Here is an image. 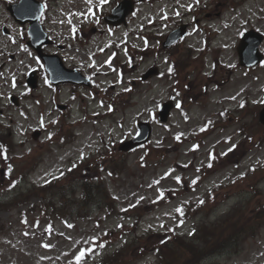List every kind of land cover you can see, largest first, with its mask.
<instances>
[{
	"label": "rangeland",
	"instance_id": "obj_1",
	"mask_svg": "<svg viewBox=\"0 0 264 264\" xmlns=\"http://www.w3.org/2000/svg\"><path fill=\"white\" fill-rule=\"evenodd\" d=\"M187 2L189 0H168L167 2L170 5L168 14L174 16L178 23L187 22L191 18V16L182 17L186 15V11L190 12ZM110 3L111 1L108 0L106 8H110ZM91 4L103 5L100 0H91V3L87 0H50L45 24L47 30L55 34L61 42H65L71 33H74L73 23L82 22V25H85V20L89 23L94 22L87 18H90L88 10ZM7 12L0 1L2 21L12 29V37L17 41L25 28L16 24ZM207 12L208 15H206ZM150 16L151 6L147 2L139 5L137 11L127 19L129 29L134 32H147ZM198 17H211L217 20L214 25L216 30L214 29L211 39L217 49L207 52L206 56L210 54L216 58L220 54L221 61L227 64L231 60V55L234 56V50H232L234 34L241 24L258 27L264 32V0H245V2L213 0V3L207 9H203ZM100 29L90 35L86 26L82 31L74 33L81 35L84 42L90 43L88 52L93 56L90 61L95 79L105 84L115 82L116 74H120L119 77L129 83L132 79L138 80L140 72L142 73L148 65L150 44L148 46L143 37L137 34L135 36L126 34L125 26L113 29L103 26ZM125 42L130 48L141 53L143 59L139 65L134 67L132 64L128 65L127 49L126 45H123ZM110 43H115L118 48L109 45ZM0 46H2L0 49V129L5 126L8 127L6 131L13 133V151L18 157L15 159L16 163L10 166L11 170L8 169L6 174L0 177V199L9 202V206L0 208V223H3L0 226V264H94L101 257L109 255L125 244H132L130 251L137 257L130 264H148L149 262L155 264L157 258L146 251L156 245L160 235L173 227L176 209L181 205L206 199L211 189L216 186L218 189L213 190L211 195L220 199L221 202L215 203L216 201L213 202L210 199V202L194 219L184 221L177 226V231L187 236L193 230L195 223L201 222L200 224L207 225L232 208L234 210L238 208L235 215L249 218L248 226L252 233L233 241L231 249L208 255L201 264H264V210H258L264 206V124L258 122L259 107L264 102V62L245 76L243 81L237 80L233 89L228 83L221 85L218 91H209L208 94H202L200 91L199 83L206 82L203 74L199 76L198 71L191 80L185 77V72H182L179 78L181 84L187 83L188 90L181 95H185L189 101H192V103L185 101V105L192 108L188 117L184 115L187 108L180 97L177 98L180 107L171 113L170 124L155 126L153 136L148 143L125 156V159L120 157L121 162H125L124 171L112 176L108 172L105 174V172L92 170L88 177L96 180L100 176L103 183L101 188H106L108 200L111 202L97 193L101 205L105 208H91L90 217L76 218L72 227H69L65 225L63 218L51 213L49 216L40 211V207L36 204H40L43 198L33 195L39 193L36 183L47 176H52L66 165L67 155L76 158L84 155L82 153H88L91 144L97 140L104 143L105 152H112L118 140L130 137L136 132L135 124L138 119L150 118L153 111L158 109L159 103L166 99L168 93L160 91L158 86L155 90L151 89L153 84L160 83L153 77L152 81L145 84L136 83L133 85L135 96L128 103V107L118 106L112 116L97 123L92 120L77 122L72 128L74 142L51 146L44 140L36 141L28 136L29 130L40 120L39 110L34 100L29 101L28 116L9 100L10 93L25 91V73L36 64L37 59L29 49L21 50L18 42L8 43L7 37ZM105 47H107L106 53L103 51ZM261 48L264 49V41ZM70 54L78 57L77 61L82 60L83 63L89 64V60L80 56L79 52L71 51ZM109 55H116L110 63L111 66H119L115 71L111 70L110 66L101 65ZM199 60L198 67L201 69L203 60L200 57L197 61ZM197 61L187 57L188 64H194ZM179 68L182 70L181 67ZM224 71V68L221 69L216 77ZM243 84L245 91L248 92L246 98L249 105L245 110L236 113L241 114V120L235 114L233 116L236 119L227 120L228 122L223 126L213 127L209 132L204 133L202 126L206 120H216L219 118L218 113L222 110L221 108L235 106L240 95L237 92L241 91ZM112 92H115V87ZM234 92L237 94L233 102L231 95ZM90 110H96V108L92 107ZM229 114H233V109H230ZM50 118L51 116H46L44 120L49 121ZM241 127L245 129L240 131ZM198 130L204 136V141L194 148L196 142L191 139L195 138L194 134ZM177 136L179 139L176 138ZM22 141L25 143L22 144ZM74 145L77 146L73 147ZM233 145L236 147L233 148ZM32 146L36 148L31 153L32 156L34 155L33 158H40L36 168L28 170L29 168H22L21 165L15 169V165L22 163L21 154L27 152L26 150ZM230 148L233 150L229 151ZM216 154L220 158L216 157ZM95 158L98 157L95 155L93 159ZM210 163H213L211 167H209ZM200 167L205 168L204 177L199 171ZM14 170H21L22 178ZM176 177H180V180L177 181ZM74 178L79 180L82 177L77 172L72 177ZM197 178L203 179L198 186L194 187L193 181L196 182ZM14 180L19 182L16 188L10 184ZM59 188H63L62 183ZM51 191L56 192L54 188ZM72 191H70L71 194L75 195L68 197L69 207L66 211L71 219L76 213H73L70 203H76L74 200L80 196L78 187ZM53 195H56L57 202L60 196ZM26 197H29L28 201L22 200ZM159 201L162 203L159 207H152L153 203ZM106 204L113 209L106 207ZM135 209L144 210V215L138 216L135 222V214L131 216L133 219H128L130 216L121 213V211ZM87 210H82L81 213L88 212ZM133 224L132 234L122 233ZM149 232L162 234L143 237L142 239L147 240L148 244L143 250L145 255L139 257L140 252L137 249L142 242L130 240L134 239L132 237L146 235ZM97 241H104L105 244L101 247L97 246ZM95 244L99 250L93 252L91 256L89 248ZM81 251L85 255L78 262L75 257Z\"/></svg>",
	"mask_w": 264,
	"mask_h": 264
},
{
	"label": "trees",
	"instance_id": "obj_2",
	"mask_svg": "<svg viewBox=\"0 0 264 264\" xmlns=\"http://www.w3.org/2000/svg\"><path fill=\"white\" fill-rule=\"evenodd\" d=\"M236 210L210 226L199 227L189 237L174 233L167 236L155 251L160 258L158 264H200L210 254L231 249L233 241L252 233L248 226L249 218L235 215ZM258 210H264V206ZM197 211L198 207L193 205L186 211V216Z\"/></svg>",
	"mask_w": 264,
	"mask_h": 264
},
{
	"label": "flooded vegetation",
	"instance_id": "obj_3",
	"mask_svg": "<svg viewBox=\"0 0 264 264\" xmlns=\"http://www.w3.org/2000/svg\"><path fill=\"white\" fill-rule=\"evenodd\" d=\"M157 22L158 21L153 22V26H152L153 31L150 29L151 30L150 37L152 38L153 43L154 44L159 43L160 44L159 47L161 48L162 40H163L164 36L167 34L166 31L168 30V32H169L171 29H166L165 26H163V29H162V26L159 25V32H158L159 36H156L155 35L156 30L155 29L158 26ZM211 39H212V34H209L207 37L206 43H207L208 48L212 50L213 49V41ZM182 43H183V40L179 39L176 42L167 46L166 48H163V46H162V48H163L162 50H165V52H166L165 53V64H166L167 68L172 66L171 68L173 69V71H176L178 69V66H180L181 64H183L185 62L183 65L182 71L187 73L188 72L187 50L198 51V52H195L192 54V57H196V61L199 59L200 52L203 50H202L201 46H199L198 44H194L193 42H190L189 46H187L186 48H183ZM204 44H205V42L202 41V45H204ZM162 50L161 49L158 50L157 47H153V49L151 50L152 58L156 59L157 54L162 52ZM172 61H173V65H171ZM197 62H200V60ZM152 65H157V62L153 61ZM191 70L192 71L197 70V66L196 67L192 66Z\"/></svg>",
	"mask_w": 264,
	"mask_h": 264
},
{
	"label": "snow or ice",
	"instance_id": "obj_4",
	"mask_svg": "<svg viewBox=\"0 0 264 264\" xmlns=\"http://www.w3.org/2000/svg\"><path fill=\"white\" fill-rule=\"evenodd\" d=\"M87 2L88 3H91V0H87ZM100 3L101 4H106V3H108V0H100ZM89 12H91V9H89ZM179 13H177V15H178ZM81 15H83V13H81ZM73 31H75V28H73ZM110 60H111V57L109 58V61H106V63H109L110 62ZM168 71L169 72H172L173 71V69L171 68V67H169V69H168ZM125 90H127V89H125ZM232 99H235V97H232ZM241 106H243V105H241ZM177 107L179 108L180 107V104L178 103L177 104ZM203 130V129H202ZM177 139H179V136H177L176 137ZM194 148L195 147H198L197 145H194L193 146ZM236 146L235 145H233V148H235ZM233 149L232 148H230L229 149V151H232ZM222 154H226V153H222ZM209 167H211V165H209ZM11 169H9V171H10ZM166 175H167V173H166ZM176 180L177 181H179L180 180V177H176ZM154 183H159V181H154ZM193 183H195V181H193ZM141 199H143V197H141ZM200 203H203V200H201L200 201ZM176 211L177 212H183V209L182 208H177L176 209ZM181 223H182V221H181ZM69 227H72V225H68ZM191 234V233H190ZM48 245H46V247H47ZM84 255H85V253L83 252V251H81V252H79L78 254H77V256L75 257V259L79 262V261H81L83 258H84Z\"/></svg>",
	"mask_w": 264,
	"mask_h": 264
},
{
	"label": "water",
	"instance_id": "obj_5",
	"mask_svg": "<svg viewBox=\"0 0 264 264\" xmlns=\"http://www.w3.org/2000/svg\"><path fill=\"white\" fill-rule=\"evenodd\" d=\"M122 7H123V9H125V13L128 11V9H131V6H129L128 4H125ZM257 44H258V41H256V43L253 45V50L257 49ZM169 108H170L169 105H165V108H164L163 112L161 113L162 116L164 117L163 119H165ZM260 119H261L262 122H264V109L262 110V112L260 114ZM148 131H149V129L146 126H143L141 137L142 138H146L147 135H148Z\"/></svg>",
	"mask_w": 264,
	"mask_h": 264
}]
</instances>
